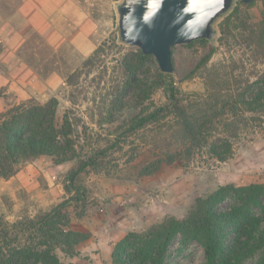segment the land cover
Listing matches in <instances>:
<instances>
[{"label":"rangeland","instance_id":"rangeland-1","mask_svg":"<svg viewBox=\"0 0 264 264\" xmlns=\"http://www.w3.org/2000/svg\"><path fill=\"white\" fill-rule=\"evenodd\" d=\"M11 1L0 0V14L3 11L10 12V6L18 4ZM73 1L76 5H82L86 12L84 30L94 43V49L103 38L117 34L115 4L119 0ZM240 7L241 16L246 11L248 20L257 22L264 8V0H254L247 8ZM221 17L215 24L214 40L195 41L191 45L177 44L171 49L173 71L168 79L179 90L178 95L192 103L202 100L207 93L204 70L202 67L196 70V65L210 51L206 68L211 69L214 64L227 70L232 64L241 66L233 71V76L241 81L242 86L253 82L264 70L260 56L254 57L251 51L242 50L236 41L230 40L223 44L218 41L217 23ZM26 38L24 48L28 47L29 41L30 46L37 49L36 56L30 58L38 65L33 69L38 78L30 79L29 84H25L21 79L25 76L22 70L12 69L11 75L17 79L11 88L4 87L5 92L0 97V112L30 99L44 103L55 97L58 100V121H61L64 111L71 107V120L75 122L79 119L76 151H106L105 155L100 156L96 170L82 175L88 189L84 214L77 216L73 208L67 212L71 227L87 233L88 237L76 247L73 256L58 251L62 264H92L94 260L96 264H104L101 253L104 246L99 248V235L110 243L114 237L119 240L128 231H142L168 216L182 218L195 197L207 195L218 185L239 186L264 182V108L250 111L238 106L237 113L244 120L238 124L235 135L228 134L231 152L221 161L210 153L207 143L190 148L181 133L177 117L170 111L157 121L126 132L128 120L140 110L134 89L123 94L121 107L113 109L108 116L115 85L121 77L116 59L128 49L127 45L121 52L105 56L104 61L94 59L91 65H85V59L94 49L90 54L81 56L72 51V45L66 43L57 56V53L49 51L48 46L42 45L41 37L32 33ZM144 67L149 69L145 72L149 76L160 71L154 57ZM5 70L0 68V73ZM76 70L79 73L77 83L69 86L66 76ZM191 73L194 74L188 77ZM47 74L51 78L43 79ZM70 92L77 99L76 105H72L69 100ZM151 101L156 106L169 103V94L164 86L151 95ZM223 113H231L228 106ZM217 126L218 130L211 132L208 141L222 135L218 131L224 128L221 124ZM75 163V158H70L56 164L51 156L42 155L24 162L10 178L0 177V214L12 222L24 214L32 216L39 211L49 210L67 198L63 187L64 178ZM230 202H224L223 206H228ZM90 236L94 244V248L90 246L95 253L93 259L88 258L89 254H84L85 250L81 246L90 241ZM111 252L107 258L110 264ZM97 253H100L99 256ZM202 262L203 250L196 241L181 249L179 235L174 238L167 264Z\"/></svg>","mask_w":264,"mask_h":264},{"label":"trees","instance_id":"trees-1","mask_svg":"<svg viewBox=\"0 0 264 264\" xmlns=\"http://www.w3.org/2000/svg\"><path fill=\"white\" fill-rule=\"evenodd\" d=\"M253 2L237 0L221 17L217 23L218 41L222 44L236 41L242 50L251 51L264 62V8L257 22H250L246 11L243 16L240 14V6L247 8ZM195 41L208 40L196 39L187 45ZM124 47L117 34H112L98 43L84 64L91 65L94 59L104 61L105 56L121 52ZM126 47L128 49L116 59L121 77L115 85L108 112L110 116L113 109L121 107V98L129 89L136 91L140 110L128 120L126 132L157 121L170 111L177 117L190 148L207 143L210 153L223 161L231 152L228 134L235 135L238 124L244 120L237 113L238 106L250 111L264 108V70L253 82L242 86L233 76V71L241 66L232 64L227 70L214 64L211 69L206 68L210 51L196 65V70L200 67L204 70L207 93L202 100L192 103L178 95L179 90L168 79L170 73L145 74L149 69L144 66L152 59L151 54H144L138 47ZM78 76L77 70L67 75V84L75 85ZM163 86L169 94V103L156 106L151 95ZM4 92L5 88L0 87V97ZM69 96L71 104L76 105L77 99L71 92ZM57 105L55 97L44 103L30 99L0 112L1 178H10L24 162L42 155L51 156L56 164L70 158L76 160L64 178L67 198L49 210L32 216L24 214L12 222L0 214V264H62L58 251L73 256L76 247L88 237L87 233L71 227L67 212L73 208L77 216L84 214L88 189L82 175L96 170L100 156L106 151L77 152L79 119L71 120V107L58 121ZM227 106L231 113L224 114ZM216 123L224 128L218 131L222 135L208 141L211 132L218 130ZM229 200V205L223 206ZM177 235L181 249L193 241L201 246L202 264H264V182L218 185L207 195L195 197L184 217L168 216L142 231H128L114 243L111 264H167L169 248Z\"/></svg>","mask_w":264,"mask_h":264},{"label":"crops","instance_id":"crops-1","mask_svg":"<svg viewBox=\"0 0 264 264\" xmlns=\"http://www.w3.org/2000/svg\"><path fill=\"white\" fill-rule=\"evenodd\" d=\"M14 2L18 4L16 6L11 4L10 12L3 11L0 14V68L6 69L5 72L0 73V87L11 88L13 81L17 79L11 75L12 69L22 70L25 76L21 79L24 83L29 84L33 78H38L33 70L38 65L30 58L36 56L37 49L31 47L29 41L28 47L24 48V42L26 43L29 34L34 33L37 37H41L42 45L48 46L49 51L57 53V56L58 51L65 48L62 45L66 43L72 45V51L80 53L81 56L90 54L94 49V43L90 41L84 30L87 15L82 5H76L72 0L11 1L13 4ZM26 50H28L27 55H25ZM50 78V74L43 77L45 80ZM99 236L101 237L98 238V244L101 243L99 248L104 246V251L101 252L105 259L104 264H110L107 258L117 238H112L113 241L109 243L108 239ZM89 239L90 241L81 246L85 250L84 254H89L88 258L91 259L95 253L90 249V246L94 245L91 243V236ZM92 264H96L95 260Z\"/></svg>","mask_w":264,"mask_h":264},{"label":"water","instance_id":"water-1","mask_svg":"<svg viewBox=\"0 0 264 264\" xmlns=\"http://www.w3.org/2000/svg\"><path fill=\"white\" fill-rule=\"evenodd\" d=\"M234 1L222 0L221 7L217 0H163V3L159 0H119L115 4L117 37L122 44L151 54L161 72L171 73L172 47L201 38L214 40L217 20L229 11ZM239 1L250 3L252 0ZM128 29H132L130 34ZM178 31L192 38L178 36ZM137 34L138 39L129 38Z\"/></svg>","mask_w":264,"mask_h":264},{"label":"clouds","instance_id":"clouds-1","mask_svg":"<svg viewBox=\"0 0 264 264\" xmlns=\"http://www.w3.org/2000/svg\"><path fill=\"white\" fill-rule=\"evenodd\" d=\"M159 3H163V0H159ZM159 3L157 4V8L159 7ZM217 3H219L220 6L222 7V0H217ZM153 14H154V13H150L149 15H153ZM209 15H211V14H209ZM131 31H132V29H128V30H127L128 34H130ZM177 35H178V36H182V37H184V38H192V37H190V36H187L183 31H178V32H177ZM129 38H131V39H138V38H139V34H137L136 36H131V35H129Z\"/></svg>","mask_w":264,"mask_h":264}]
</instances>
